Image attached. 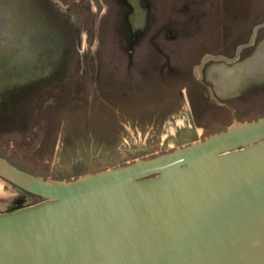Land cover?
<instances>
[{
	"label": "rangeland",
	"instance_id": "374dc122",
	"mask_svg": "<svg viewBox=\"0 0 264 264\" xmlns=\"http://www.w3.org/2000/svg\"><path fill=\"white\" fill-rule=\"evenodd\" d=\"M113 1L53 0L57 18L52 25L60 30V39L67 31V50L55 41L41 51V71L43 61H52V70L42 73L41 83L23 97L0 102V154L20 168L71 180L172 151L237 121L264 116V82L217 105L196 79L197 72L191 73L197 59L187 55L243 36L264 19V0H155L152 16L158 37L144 38L136 53L153 55L155 46H162V55H170L173 66L187 67L186 78L175 74L166 81L124 71L128 57L121 46L128 42L120 25L126 26V16L119 5L112 9ZM25 2L41 18V0ZM42 41L48 37L41 36ZM58 60L61 65L55 64ZM147 60L134 59L135 67ZM22 195L23 205L42 199L0 177V210Z\"/></svg>",
	"mask_w": 264,
	"mask_h": 264
},
{
	"label": "water",
	"instance_id": "95a60500",
	"mask_svg": "<svg viewBox=\"0 0 264 264\" xmlns=\"http://www.w3.org/2000/svg\"><path fill=\"white\" fill-rule=\"evenodd\" d=\"M0 177L42 198L0 211V264H264V116L71 180L0 155Z\"/></svg>",
	"mask_w": 264,
	"mask_h": 264
},
{
	"label": "flooded vegetation",
	"instance_id": "af4514ba",
	"mask_svg": "<svg viewBox=\"0 0 264 264\" xmlns=\"http://www.w3.org/2000/svg\"><path fill=\"white\" fill-rule=\"evenodd\" d=\"M2 1L0 0V102L23 97L26 90L41 83L42 73L46 74L52 70L49 65L52 61H43L44 69L41 71V51L45 52L51 44H55V41L56 44L61 42L63 52L69 45L68 38H65L67 31L63 32L64 38L60 39L57 36L60 30L52 25L53 17L57 18L53 0H41V6L37 10L41 11V18L37 17L39 16L37 12L30 13L25 0H5L6 4ZM113 2L112 9L118 10L120 6L126 16V26L120 25L121 34L128 42L121 46L124 55L128 57V67L124 71L129 74L137 72L141 76L149 74L159 81H166L175 74H179V78L180 75L183 79L186 78L187 67L173 66L171 56L162 55V46L156 45L157 51L153 55L136 53L144 38L158 37L152 16L155 0ZM143 14L145 21L141 24ZM201 20V16H198L197 21ZM167 35L172 34L168 32ZM41 36H47L48 41L41 42ZM233 38L225 46L202 47L201 51L196 50L197 54H187L190 58L197 59V64L192 65L191 73L197 72L196 79L206 88L210 98L217 105L221 104L220 100H230L237 97L245 88L264 82V19L254 22L243 36L235 35ZM158 56L164 60H159ZM142 58L148 60L144 66L137 69L135 61H141ZM56 62L58 65L62 63L59 60ZM21 190L25 194H31ZM23 197L24 195L13 198L7 207L2 209L12 210L20 206Z\"/></svg>",
	"mask_w": 264,
	"mask_h": 264
},
{
	"label": "trees",
	"instance_id": "16d2710c",
	"mask_svg": "<svg viewBox=\"0 0 264 264\" xmlns=\"http://www.w3.org/2000/svg\"><path fill=\"white\" fill-rule=\"evenodd\" d=\"M1 155V154H0ZM3 156V155H2Z\"/></svg>",
	"mask_w": 264,
	"mask_h": 264
}]
</instances>
